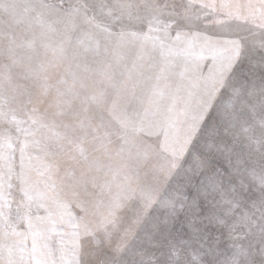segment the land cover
I'll list each match as a JSON object with an SVG mask.
<instances>
[{"label":"rangeland","instance_id":"obj_1","mask_svg":"<svg viewBox=\"0 0 264 264\" xmlns=\"http://www.w3.org/2000/svg\"><path fill=\"white\" fill-rule=\"evenodd\" d=\"M0 144V264H264V0H0Z\"/></svg>","mask_w":264,"mask_h":264},{"label":"snow or ice","instance_id":"obj_2","mask_svg":"<svg viewBox=\"0 0 264 264\" xmlns=\"http://www.w3.org/2000/svg\"><path fill=\"white\" fill-rule=\"evenodd\" d=\"M152 133L158 137L157 142L151 146L150 151L157 157H164L169 161L170 166L174 167L176 161L181 159L183 155H185L184 144L188 137V130L185 127L178 126L177 123L173 120H168L160 123L157 127L150 129ZM34 135V134H33ZM30 142V138L26 135L23 139L18 141L20 145L21 157L24 158L28 152V144ZM6 152V148L3 144H0V156ZM28 159L31 157L28 155ZM164 172H161V177L163 178ZM146 199V203L150 201L148 198ZM137 215V209L133 207L130 210V214L128 217L120 218V227L121 230L131 229L134 222L135 217ZM112 223L114 220L111 216H102L98 218L95 225H89L83 223L82 221L77 222V227L79 228L81 225L85 228V231L88 229H93L96 231H107L112 227ZM77 236H79V232H77Z\"/></svg>","mask_w":264,"mask_h":264}]
</instances>
